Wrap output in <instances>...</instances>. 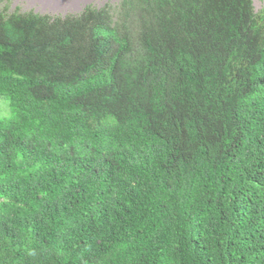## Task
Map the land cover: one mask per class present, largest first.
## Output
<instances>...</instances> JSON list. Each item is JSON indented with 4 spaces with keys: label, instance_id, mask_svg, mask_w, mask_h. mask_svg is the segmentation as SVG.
<instances>
[{
    "label": "trees",
    "instance_id": "1",
    "mask_svg": "<svg viewBox=\"0 0 264 264\" xmlns=\"http://www.w3.org/2000/svg\"><path fill=\"white\" fill-rule=\"evenodd\" d=\"M0 264H264V7L0 10Z\"/></svg>",
    "mask_w": 264,
    "mask_h": 264
},
{
    "label": "rangeland",
    "instance_id": "2",
    "mask_svg": "<svg viewBox=\"0 0 264 264\" xmlns=\"http://www.w3.org/2000/svg\"><path fill=\"white\" fill-rule=\"evenodd\" d=\"M29 0H0V10L5 9L6 13L20 10V11H30L34 10L39 13H48L52 16L67 14H77L80 13L88 5H93L96 7H105V9L111 14L115 12L120 0H89L87 2L79 4L74 8L56 9L50 6L43 7L41 3L36 2V4H31ZM256 9L264 7V0H253ZM11 115V108L9 102L6 98L0 96V118H6Z\"/></svg>",
    "mask_w": 264,
    "mask_h": 264
},
{
    "label": "bare ground",
    "instance_id": "3",
    "mask_svg": "<svg viewBox=\"0 0 264 264\" xmlns=\"http://www.w3.org/2000/svg\"><path fill=\"white\" fill-rule=\"evenodd\" d=\"M89 0H29L31 4L41 3L43 7L50 6L56 9L74 8Z\"/></svg>",
    "mask_w": 264,
    "mask_h": 264
}]
</instances>
